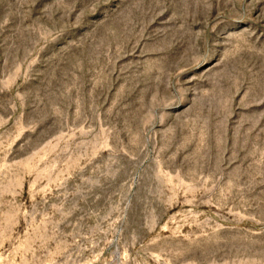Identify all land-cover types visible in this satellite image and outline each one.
<instances>
[{
    "label": "rangeland",
    "instance_id": "374dc122",
    "mask_svg": "<svg viewBox=\"0 0 264 264\" xmlns=\"http://www.w3.org/2000/svg\"><path fill=\"white\" fill-rule=\"evenodd\" d=\"M0 264H264V0H0Z\"/></svg>",
    "mask_w": 264,
    "mask_h": 264
}]
</instances>
